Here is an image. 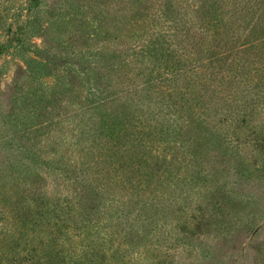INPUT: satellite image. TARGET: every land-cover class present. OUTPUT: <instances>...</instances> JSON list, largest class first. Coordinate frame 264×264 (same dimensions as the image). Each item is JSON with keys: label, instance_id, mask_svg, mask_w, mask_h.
Segmentation results:
<instances>
[{"label": "rangeland", "instance_id": "1", "mask_svg": "<svg viewBox=\"0 0 264 264\" xmlns=\"http://www.w3.org/2000/svg\"><path fill=\"white\" fill-rule=\"evenodd\" d=\"M43 1L31 41L50 86L15 92L31 80L22 54L0 55L2 262L28 237L44 249L35 264H264V33L208 24L262 0ZM28 4L0 0V17L16 28ZM242 107L251 115L234 120ZM101 136L89 158L105 160L104 190L127 189L117 195L69 160Z\"/></svg>", "mask_w": 264, "mask_h": 264}, {"label": "trees", "instance_id": "2", "mask_svg": "<svg viewBox=\"0 0 264 264\" xmlns=\"http://www.w3.org/2000/svg\"><path fill=\"white\" fill-rule=\"evenodd\" d=\"M210 2V0H204L203 1V7H205L204 5L208 4ZM232 3V2H231ZM230 3V4H231ZM166 6L168 7L167 10H172L171 8V4L170 3H165ZM44 9V1L43 0H29V4L27 5V10H28V15L26 16V19L19 25H17L16 28H13L12 26L7 25V22H5L6 20V15L4 13V15H2L0 17V31L4 32V36L7 37L4 41H0V55L9 52L11 48H13L14 51H17L19 53H21L24 64H25V69L27 71V79H31L29 80H24V78H18L16 77V83L14 86V90L15 92H20L23 93L25 91H28L29 98L34 99V97H37V88H39L40 91H44L43 89L47 88V86H50V81H51V76H52V68L50 67L49 63L50 61L48 59H44L43 56V52L37 47L36 43H34L33 41H31V37L33 36V34L35 33V30H37L40 26L41 23V13L43 12ZM218 9L215 10V13L213 16L209 17L210 22L212 21L213 24L208 23L211 27H220V29L222 27L227 28L228 30L234 29V32L236 33L239 29L242 28L243 24L246 23V28H249V24H250V28H253L255 31H259L260 35H263L264 33V0H262V2H260V5L257 6L256 8L251 7V8H245L243 9L239 14H237L238 9H236L234 12H236L237 16L235 19H225V14L224 13H220L217 11ZM225 20L226 23L222 24ZM203 17H200V19L195 22V23H199V22H203ZM140 47H144L143 45H138ZM237 48V46L231 48L232 51H234ZM226 49V48H224ZM222 49L220 51V55H216L215 57V53L212 55H210V58H214L215 60H218V57H223L225 59H227L228 57L226 56V50ZM231 51V52H232ZM217 52V51H216ZM219 53V52H218ZM221 61V59H220ZM225 62V60H224ZM124 76H128L127 72H123ZM34 79V80H33ZM43 79H48L44 82V84L46 85L45 88H40V87H36V88H30V86L33 87V81L37 80L38 81H43ZM256 87V86H254ZM26 89V90H25ZM45 92V91H44ZM180 94H182L181 90L179 91ZM44 94V93H43ZM157 94V93H156ZM152 98H154V96H152ZM138 100V99H135ZM220 106L218 105L216 107V109L219 111ZM217 111V112H218ZM250 111H248L247 107H242L240 109H236L234 114H230V116H233V119H238L239 117H243V119L246 120V118L248 116H250ZM240 120V119H239ZM238 120V121H239ZM226 123V122H225ZM37 126H42L35 124V123H31L29 126H25L27 127V130L29 131H35L37 129ZM240 128V125H238L236 127ZM113 128H111L112 130ZM110 130V131H111ZM114 135L115 133H119V130H113ZM113 132L109 133V135H113ZM114 143L116 145L113 144V147L117 148L118 147V140H116L114 138V136L112 137ZM95 138H93V140L91 141L92 143L87 146L86 148L83 149V151H85V149L87 150V155L86 158L78 156L77 158H75L74 156H72V158H70L69 160L72 162V166L73 168H80L81 165H84L87 168V174H89L90 171H93L95 173V178L93 180L90 181V185L92 186H96L95 188L97 189V191L99 192H106L108 191L110 194H115L117 195V192L119 189H123V190H127L125 187H115V189L110 188L109 190H104V186H106V182H104V178H105V171L104 169H102V165L105 162V160L102 161H97V159H100V155L98 156V158H94V159H90L89 156L90 154L94 151L95 146L96 145H100V144H104L106 142L105 137L101 136L99 138V142L98 144H95L94 142ZM106 145L109 146H104V149L107 150H111L112 152H114L113 148H110V143L107 142ZM101 147V146H100ZM102 148V147H101ZM115 148V149H116ZM68 149V148H66ZM76 152V151H75ZM102 158V157H101ZM71 181V180H69ZM74 191H79V195H74V198L77 200L76 202L78 203L79 201V207L81 208V205L83 204V202L81 201L80 203V199L82 197V194L84 192H82V190L78 189V188H74ZM48 196L47 193L43 192V193H37V201H40V203H37V207H39L40 210L43 209V206L45 207V202L46 200H48ZM41 203H43L42 205H40ZM118 204V201H117ZM56 207V206H54ZM84 208V207H82ZM32 209L31 207L27 208V211L29 214H32V212H30L29 210ZM50 210H52V208H50ZM71 209H68L65 211L67 213L70 212ZM45 212L46 208H45ZM42 213H44V210L42 211ZM59 217H56L57 219H59L60 221L64 222L65 220L62 218L61 214H58ZM65 216L68 218L70 217L69 214H65ZM87 217V216H85ZM8 218V217H7ZM10 220V217L9 219ZM90 219H84L85 222L89 221ZM10 222V221H9ZM33 230V228L31 229V231ZM88 234H86V232H82V230L78 233L77 237L82 236V239H84ZM34 241L28 239H26L25 244L23 246L22 249H20V254L18 255H13L12 254V259L11 261H8L10 264H35L34 263V259L37 258L36 255L39 253L40 249L42 250V246L40 244H33ZM18 247H15L13 250L16 251L18 249H16ZM40 248V249H39ZM44 251V249L42 250ZM4 256H2L3 258ZM37 260V259H36ZM7 262L3 263L2 259L0 257V264H9Z\"/></svg>", "mask_w": 264, "mask_h": 264}]
</instances>
